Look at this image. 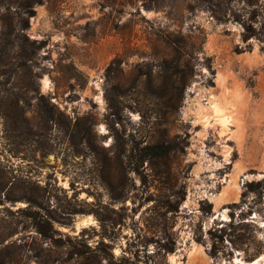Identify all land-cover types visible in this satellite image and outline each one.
Instances as JSON below:
<instances>
[{
	"label": "rangeland",
	"instance_id": "obj_1",
	"mask_svg": "<svg viewBox=\"0 0 264 264\" xmlns=\"http://www.w3.org/2000/svg\"><path fill=\"white\" fill-rule=\"evenodd\" d=\"M23 1L0 24L40 43L45 110L25 91L26 121L0 115V264H264V49L242 23L264 0ZM213 96L231 124L198 117Z\"/></svg>",
	"mask_w": 264,
	"mask_h": 264
},
{
	"label": "trees",
	"instance_id": "obj_2",
	"mask_svg": "<svg viewBox=\"0 0 264 264\" xmlns=\"http://www.w3.org/2000/svg\"><path fill=\"white\" fill-rule=\"evenodd\" d=\"M32 4V0H26L23 2H19V6L26 7ZM256 5V8H253L251 14L247 18H243V36L245 39L250 38L251 36L258 35L259 39L263 42L264 49V14L261 15V12H264V8L261 5ZM263 9V10H262ZM262 10V11H261ZM31 13V11H30ZM258 15H261V19L259 20L258 27H254L253 22L257 21ZM28 27V21L25 18H21L20 20H10L8 18H2V22L0 24V43L4 44H13L16 48L15 51V62L10 65L6 64L3 61H0V76L5 77L4 81H0V84H12V80L14 76H17L21 71L26 70L29 75V80L26 82H22L24 85L23 94L12 95V98L9 99V103L6 102L5 97L0 95V115L3 117L4 121L9 120L8 122L17 123L19 121H26L25 114L23 111V105L27 102L25 91H35L36 93V101L37 105L41 110H45L42 101L44 100L43 95L39 93L38 87H36L38 77L40 76V72L32 71L33 65L36 66V63L33 61L34 48H39L40 43H37L36 40H31L28 38L24 30ZM14 34L15 40L10 42V35ZM182 44L181 48H174L175 51L181 52L183 51V47H185V39L180 41ZM201 47L197 46L196 48H192L193 54L196 51H200ZM180 58L177 57L174 68L177 69V73L183 72L182 65L179 63ZM7 65V66H6ZM194 74V67L186 68L187 77H192ZM249 86H252L251 82H248ZM7 89V88H6ZM19 116V117H18ZM167 151V146L163 144H148L143 146V148L139 149L138 153L135 155H140L141 158L145 159L147 156L158 157L163 155ZM147 155V156H145ZM39 224V222H37ZM38 232L45 236V231L42 230L38 226ZM50 239L51 236H47L44 239ZM214 254V253H213Z\"/></svg>",
	"mask_w": 264,
	"mask_h": 264
},
{
	"label": "bare ground",
	"instance_id": "obj_3",
	"mask_svg": "<svg viewBox=\"0 0 264 264\" xmlns=\"http://www.w3.org/2000/svg\"><path fill=\"white\" fill-rule=\"evenodd\" d=\"M46 84L47 81L44 80V85ZM208 103L209 106H207L206 108L203 107L204 109L202 108V110H200L201 112L199 111L200 115L198 117L202 119V121H208L210 117H213L219 122H221L223 126H227L228 124H231L230 123L232 121L231 117L224 113V110L226 108V100L224 98L213 96L209 98ZM255 262L256 260L246 264H253Z\"/></svg>",
	"mask_w": 264,
	"mask_h": 264
},
{
	"label": "water",
	"instance_id": "obj_4",
	"mask_svg": "<svg viewBox=\"0 0 264 264\" xmlns=\"http://www.w3.org/2000/svg\"><path fill=\"white\" fill-rule=\"evenodd\" d=\"M216 216L221 220L220 210H219L218 214H216ZM242 264H246V263H242Z\"/></svg>",
	"mask_w": 264,
	"mask_h": 264
}]
</instances>
